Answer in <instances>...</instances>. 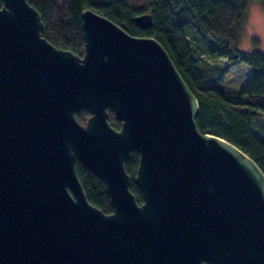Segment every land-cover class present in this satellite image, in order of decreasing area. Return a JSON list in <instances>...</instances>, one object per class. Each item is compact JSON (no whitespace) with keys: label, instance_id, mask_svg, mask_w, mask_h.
Instances as JSON below:
<instances>
[{"label":"water","instance_id":"obj_1","mask_svg":"<svg viewBox=\"0 0 264 264\" xmlns=\"http://www.w3.org/2000/svg\"><path fill=\"white\" fill-rule=\"evenodd\" d=\"M0 2V264H264V171L200 130L199 101L155 36L85 7L81 56L42 35L28 0ZM77 161L112 212L88 200Z\"/></svg>","mask_w":264,"mask_h":264},{"label":"trees","instance_id":"obj_2","mask_svg":"<svg viewBox=\"0 0 264 264\" xmlns=\"http://www.w3.org/2000/svg\"><path fill=\"white\" fill-rule=\"evenodd\" d=\"M251 0H28L40 13L44 29L42 35L58 48L84 54V31L81 12L90 7L136 36H155L166 48L184 80L197 97L200 109L196 117L202 132H212L230 140L261 166L264 171V137L255 129L260 114H264V52L238 49L240 30ZM1 3V2H0ZM153 15V26L143 29L134 22L138 14ZM196 28L211 41L209 53L226 57L230 64L245 63L249 76L238 91H228L209 81L200 68L194 46L186 29ZM255 42H259L255 38ZM109 122L121 128V121L108 108ZM89 112H76L85 122ZM139 152L133 150L125 161L130 174L131 190L136 200H143L134 181L139 164ZM76 170L88 200L108 213L112 211L105 186L100 178L79 161ZM210 264V263H206Z\"/></svg>","mask_w":264,"mask_h":264},{"label":"rangeland","instance_id":"obj_3","mask_svg":"<svg viewBox=\"0 0 264 264\" xmlns=\"http://www.w3.org/2000/svg\"><path fill=\"white\" fill-rule=\"evenodd\" d=\"M195 29L187 28L186 34L194 46L195 55L200 60V68L205 77L228 91H238L249 76V67L245 63L230 64L226 57L210 54V39L197 33ZM255 38L259 42L256 43ZM256 48L264 52V0L249 1L240 30L238 49L252 51ZM254 129L264 137V114L259 115Z\"/></svg>","mask_w":264,"mask_h":264},{"label":"flooded vegetation","instance_id":"obj_4","mask_svg":"<svg viewBox=\"0 0 264 264\" xmlns=\"http://www.w3.org/2000/svg\"><path fill=\"white\" fill-rule=\"evenodd\" d=\"M143 202V200L141 201V202H139L140 204ZM112 211H113V209H112ZM112 211H110V212H112ZM110 212H108V213H110Z\"/></svg>","mask_w":264,"mask_h":264}]
</instances>
